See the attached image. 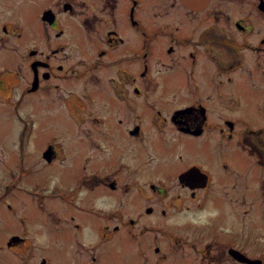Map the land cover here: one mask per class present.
Masks as SVG:
<instances>
[{
  "label": "flooded vegetation",
  "instance_id": "af4514ba",
  "mask_svg": "<svg viewBox=\"0 0 264 264\" xmlns=\"http://www.w3.org/2000/svg\"><path fill=\"white\" fill-rule=\"evenodd\" d=\"M255 1L260 17H264V0ZM209 3L210 0L207 5ZM217 7L221 9V3ZM143 8L142 0H0V109L10 111L12 108L13 112H18V107L31 102L30 95L40 91L49 94L52 87L48 81L52 79L84 82L81 86H72L75 91L73 98L68 97L67 105L71 111L78 109L79 115L67 119L66 125L71 127L63 134L78 136L89 145L92 164L89 175H80L75 181L78 186L73 188L74 192L63 194L66 198L63 201L72 202L71 208L77 217L72 214L62 227L63 222L60 227L56 226V230L61 228L62 231L59 242L68 250L69 245L84 247L79 236L86 225L85 218L81 219L79 214L81 211L91 216H104L106 222L96 225L100 242L107 241L124 226L134 223L125 207L102 205L97 195L94 200L87 197V201L82 202V180L85 178V183L90 184L85 187L88 195L116 188H122V192L127 194L136 190L138 198L153 192L160 203L141 208L137 219L148 220V223H142L143 226H149L155 233L159 230L165 236L166 229H186L185 234H180L181 231L171 233L175 234L173 239L180 242L179 246H188L192 251L186 255L188 248L181 249L182 258L178 264H210L205 257L212 245L217 250L222 249L225 258L233 264H264V230L258 226V196H251L264 186V171L262 174L258 171V167L264 170V128L240 110L245 100L243 93L224 90L222 84L223 80H234L232 72L240 62L217 67L215 86L222 88L219 90L222 97H232L233 101L222 102L227 103L229 112L220 113L222 122L215 123L219 135L213 137L210 130L213 122L206 107L211 104L205 101L207 95H201L206 77L198 70L204 53L198 42H203L196 38L195 32L190 35L181 32L178 21H149ZM117 13H120V19ZM225 15L227 18L226 11ZM74 17H80L78 27L81 30L70 31L67 21ZM35 20L37 22L33 23ZM233 21L242 36L250 30L254 29V34L258 30V24L252 19L237 18ZM36 26L39 35L35 32ZM89 32L96 41V49L91 46ZM70 33L71 36L66 37ZM259 36L262 46L255 41L238 43L235 39L238 44H228V47L241 50L247 46L264 51V30ZM214 39L220 41L219 38ZM185 41L192 44L187 57L191 56L193 67L188 69L182 68L184 62L178 66L165 59V55L172 59L180 42ZM92 49L95 53L93 60ZM187 57H182V61ZM105 59L112 62L116 71L109 74V85H89L92 77L97 76L92 68L104 65ZM125 60L127 64L123 63ZM210 60L216 64L215 59ZM24 64L30 78L17 93L14 75ZM172 71L180 74L181 82L170 91L172 97L163 96L161 80ZM227 74H230L229 79L225 78ZM149 79H152L151 84H146ZM186 79L190 80L192 92L198 95L199 100H177L178 96L181 97L178 88ZM243 81L246 84V80ZM62 85L56 81L53 87ZM151 92L156 93L154 100L148 99ZM162 97L165 103L161 101ZM170 101L172 105L166 103ZM18 115L20 124L15 132L17 151L12 160L6 162L8 174L0 182L2 185L11 180L13 184L10 197L0 196V204L8 208L13 207L10 201L24 203L29 198L35 199L31 194L33 175L29 173V168L34 165V152L25 148L29 126L24 114ZM87 122L89 125H85ZM74 126L79 132L90 133L92 144L74 133ZM209 140L213 141L211 146ZM197 146L201 147L198 157H195L194 147ZM208 149L210 159L205 155ZM59 154L55 146L48 143L40 155L43 165L68 158ZM147 162L154 164L152 170L144 166ZM17 168L21 170L20 176L16 174ZM132 168L141 169L142 180L124 178L126 170ZM19 179L25 181L19 184ZM62 186L54 187L52 195L49 192L44 196L45 204L49 199H61ZM132 199L136 202L133 194L127 201ZM225 205L229 207L226 209ZM46 208L48 212L57 214L56 210ZM11 215L24 220L17 211H12ZM59 215L65 216V213L59 212ZM181 216L187 217L177 222L167 221L169 217ZM113 218L117 223L111 221ZM0 224L3 232L0 237V264H49L39 250L30 249L33 245L31 239H34L31 235L35 233L33 227L30 230L19 227V232L16 221L11 217H4ZM130 232L132 236L136 233L135 230ZM63 233L72 235L70 244L65 241ZM36 239L48 243L42 237ZM158 249L160 246L155 245V250ZM36 253L38 260H32ZM90 260L86 264H95L98 255L95 253ZM153 264L161 262L158 260ZM218 264L224 263L219 260Z\"/></svg>",
  "mask_w": 264,
  "mask_h": 264
},
{
  "label": "rangeland",
  "instance_id": "374dc122",
  "mask_svg": "<svg viewBox=\"0 0 264 264\" xmlns=\"http://www.w3.org/2000/svg\"><path fill=\"white\" fill-rule=\"evenodd\" d=\"M142 2L144 7L143 11L148 16L149 21L157 19L158 23L164 19L178 21L182 30L181 32L186 35L195 32V36H197L196 38H200V41L203 42H198V44L202 45L204 49L202 56L203 61L198 67V70L202 71L204 78L206 77V80L204 79L203 83L205 88L201 92V95H207L205 101L213 106L206 105V107H208V117L210 118V121L213 122V124L210 125L213 137L219 135L215 123L222 122V119L219 118L220 113L222 111L229 112L226 104L228 101H233L232 97L230 99L227 98V93L225 95L227 99L222 97L219 94V90L222 88L215 86L214 78L217 76L216 71L219 70L217 69L218 65L223 68L227 64H236L240 62L238 68L232 72L234 80L232 82L222 81L223 89L242 92L245 100L240 110L246 113L249 118L257 121L259 126L264 128V51L247 46L241 50H237L232 46L228 47V44L236 46L243 41H249L251 43L255 41L262 46L259 34L264 30V17H260L259 15L260 10L257 6V2L255 0H210V3L206 5L205 8H200L198 11L191 9L188 10L180 0H142ZM218 3H221V9L217 7ZM225 11L228 14L227 18ZM119 14L120 13H117V16L120 19ZM229 15L231 18H229ZM237 18H244L246 20L252 19L255 21L258 24L257 32L254 34L253 29L250 30L248 34H244L245 36H242V32L238 30L240 28L238 26L236 28L233 21ZM78 20H80V17H74L67 21L70 31L74 29L81 30L78 27L80 25ZM36 22L37 20L33 23ZM234 28L237 29V31ZM35 32L39 35L37 26L35 27ZM69 36H71V33L66 37ZM89 37L92 48L96 49V41L93 34H90V32ZM214 38H219L220 41H217ZM235 39L238 43L234 42ZM166 42L168 43V40ZM191 46L192 44L190 42H180L178 50L172 55V59L162 51L161 54L165 55V59L170 60L169 62H172V64H178L179 66L184 62L182 68L188 69L193 67L191 56L189 55L187 57V50H189ZM93 49L91 50L92 60L95 57ZM182 57L187 58L185 61H182ZM210 59H215L216 64L214 65V62ZM92 60L91 63L93 62ZM20 63H22V61H20ZM123 63L127 64V60L123 61ZM130 63L132 65L134 64L132 61ZM102 64L104 65H100L98 68H92L97 76L94 78L92 77L89 85H109V74L116 73L115 67L112 62L107 59L103 60ZM148 64L150 66L152 65L151 62H148ZM25 69L26 65L24 64L23 68L19 67L18 73L14 75V77L17 78V83L15 85L17 93H19L18 90L20 87L30 78V74ZM248 72L252 75H249ZM229 77L230 74H227L225 78L229 79ZM181 78L182 77L179 73L172 71L164 80L160 79L164 91V95L163 92L162 95L172 97L170 91L178 87ZM244 79L246 80V84H244ZM56 81L61 82L63 85L59 88L53 87ZM151 81L152 79H149L146 84H151ZM48 83L51 84L52 87L49 90V94L40 91L39 93L30 95L31 102L29 104L25 102L21 107H18V112H13L12 108L10 111L9 109H0V159H3L0 160L2 162L0 163V182L4 179L3 177L8 174V170L5 167L6 162L12 160V155L17 151V138L15 137V132L20 124L18 113H20V115L24 114V120L29 126V135L27 137L25 148L31 149L34 152V165L29 168V173L33 175L34 187L31 189V194L35 198H29L28 201H25L24 203L10 201L13 206L12 208L0 204V222L4 217H11L16 221V226L19 232V227H25L29 230L33 227L35 233H32L31 235L34 239H31L33 245L30 249L39 250L41 256L46 257L49 264H86L91 261L90 259L95 256V253L98 255V260L95 264H141V262L153 264L158 260H160L161 264H178L179 260L182 258L181 249L184 250V248H188L186 255L192 251L188 246H179L178 244H180V242H176V240L173 239V236L180 231V234H185L186 229H166L167 236L158 230V233H160L159 235L149 226H143L142 223H148V220H145L144 218L140 220L137 219L138 214L141 212V208H144L148 204L160 203L154 196L153 192L138 198V191L136 190H132L127 194L126 192H122L124 191L122 188H116L115 190L88 195L85 187L90 186V184L85 183V178L82 180V202L84 200L87 201V197L94 200L95 195H97L99 203L102 205L106 204L108 206L125 207L134 218V223L130 224L131 226H124L123 229L116 232L114 236L107 241L100 242L96 225L106 222L104 216H91L85 211V213L81 211L79 214L81 219L85 218L84 221L86 225L81 230L79 236L82 237L84 247L81 248L77 245L76 248H74V245H69L70 247L68 250L67 246L60 244L59 239L62 231L61 228L56 230V226L60 227V223L63 222L61 225L62 227L66 219L68 218L69 220L72 214L74 215V218L77 217L76 212L71 208L72 202L70 200L63 201V199H66L63 197V194L70 195V193L74 192L73 188L78 186L75 181L78 180L80 175H89V171L91 170L89 166L92 163L89 145L84 144L78 136H76V138L74 136L63 134L71 127L66 125L67 119H72V117L79 115L78 109L75 108L74 111H71L72 108L69 107L68 109L67 105L68 97L73 98L72 93L75 91L72 89V86H81L84 82L82 80L74 82L65 78H57L48 81ZM133 84L134 81L131 85ZM178 89L180 91V94L178 95L181 96L177 97L178 101L192 102L193 100H199L198 95L192 92V84L189 79L184 80ZM110 94L115 95V93ZM150 95L151 97L148 99L154 100L153 95L156 96V93L151 92ZM229 95L232 96V94ZM164 100L165 99L162 97L161 101L163 103H165ZM166 103L172 105L171 101ZM233 113L235 114L236 112ZM131 117L132 123L134 121L133 115H131ZM29 119H32V122H29ZM85 125H89V122L85 123ZM74 133L80 134L85 142H91L92 144V138L91 135H89L90 133L85 134L84 132H79L75 126ZM48 143H52L55 146L60 153L59 155L68 158L61 161L56 160V162L52 164L43 165L40 155L41 151ZM209 143L211 146L213 141L209 140ZM177 147L181 146L178 145ZM199 147L201 146L194 147L195 157H198ZM205 155H209V149L206 150ZM207 157L210 159V155ZM20 158L21 156L19 155L18 162L20 161ZM85 166L87 169H85ZM144 166L149 170L154 168L152 162H147ZM258 171L259 174H262V171L264 170L261 167H258ZM20 173L21 170L17 168V176H20ZM124 178L129 181L135 179L138 181L142 180L141 169H127ZM24 181L25 179L18 180L19 184H22ZM62 184L63 186L59 194L61 199H49L47 200V204H45L44 196H48L47 194L49 192H51L52 195L54 187H58ZM12 187L13 184L11 180L4 182L0 187V196L6 198L10 197ZM45 188L49 190H45ZM132 194L134 195L136 202H134V199L130 202L127 201L128 197H132ZM74 195L75 194L72 196ZM256 195L258 196V226L264 230V186L259 188L258 193L251 196L254 198ZM251 196L248 197L250 198ZM119 199L120 202L118 201ZM47 206L50 209L56 210L57 214L48 212L46 208ZM228 207V205H225L226 209ZM12 211L19 212L24 220L17 217L13 218L11 215ZM59 212H64L65 216H60ZM190 216H192V214ZM186 217L187 216H181L180 218L169 217L167 218V221L177 222ZM111 221L117 223L114 218ZM69 224H71V221ZM126 224H128V222H126ZM176 224L177 223H174L173 225ZM7 226L11 227L10 225ZM53 226H55V228ZM184 227H187V225H184ZM132 230L136 231L133 236L132 232H130ZM172 232L175 234H171ZM2 235L3 232L0 230V237ZM62 235L65 236V241L70 244L72 241V235L67 233H63ZM39 237L46 239L48 243L44 241L39 242L36 239ZM155 245H159L160 249L155 250ZM209 251L210 252L205 257V260L210 262V264H218L219 260L224 264L225 262L226 264H233L232 261L225 258L222 249L217 250L215 245H212V248L209 249ZM218 251L220 252L219 255L215 256L214 254ZM67 253L70 254L67 255ZM31 259L38 260V254L36 253Z\"/></svg>",
  "mask_w": 264,
  "mask_h": 264
},
{
  "label": "water",
  "instance_id": "95a60500",
  "mask_svg": "<svg viewBox=\"0 0 264 264\" xmlns=\"http://www.w3.org/2000/svg\"><path fill=\"white\" fill-rule=\"evenodd\" d=\"M186 6L195 9L200 10V8H203L207 5L209 0H181Z\"/></svg>",
  "mask_w": 264,
  "mask_h": 264
}]
</instances>
